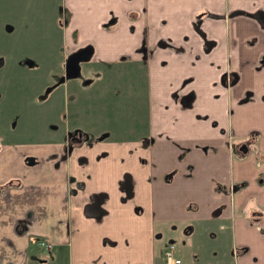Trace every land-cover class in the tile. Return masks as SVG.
<instances>
[{
    "label": "crops",
    "instance_id": "obj_1",
    "mask_svg": "<svg viewBox=\"0 0 264 264\" xmlns=\"http://www.w3.org/2000/svg\"><path fill=\"white\" fill-rule=\"evenodd\" d=\"M63 3L67 53L98 72L119 71L122 55L149 64L148 115L138 135H116L78 124L75 106L49 128L59 138L1 144L0 264H166L168 241L181 264H218L222 242L234 264H264V0ZM193 70L204 74L183 81ZM79 84L73 99L89 93Z\"/></svg>",
    "mask_w": 264,
    "mask_h": 264
},
{
    "label": "rangeland",
    "instance_id": "obj_2",
    "mask_svg": "<svg viewBox=\"0 0 264 264\" xmlns=\"http://www.w3.org/2000/svg\"><path fill=\"white\" fill-rule=\"evenodd\" d=\"M67 16L63 0H0V58L4 60L0 66V146L8 141L41 142L59 138L62 131L49 133V128L61 127L62 114L75 106L82 111L76 122L88 130L104 128V132L110 128L113 134L120 135L131 126L130 134L138 135L140 111L148 110L139 101L147 102V90L142 85L146 65L142 68L125 59L117 66L119 71L109 68L98 72L88 53H67ZM81 61L83 71L75 67ZM193 74L204 72L193 70ZM74 77L78 82L71 79ZM79 81L85 88L89 87L90 94L82 89L81 96L73 99L80 90ZM248 101L246 97L241 102L242 109L254 107ZM101 103L106 106L105 111L99 109ZM145 127L149 129L148 124ZM86 137L87 134L83 138ZM176 223L179 229L181 223ZM226 244L214 246L219 249L218 264H234L235 247L224 254ZM190 252L189 255L195 254L194 250Z\"/></svg>",
    "mask_w": 264,
    "mask_h": 264
},
{
    "label": "flooded vegetation",
    "instance_id": "obj_3",
    "mask_svg": "<svg viewBox=\"0 0 264 264\" xmlns=\"http://www.w3.org/2000/svg\"><path fill=\"white\" fill-rule=\"evenodd\" d=\"M65 12H66V9H65ZM68 12V11H67ZM204 12H206V10H203V11H201L200 13H204ZM68 17H69V14H68V16L66 17V21H68ZM113 20H114V17L113 18H111L110 20H109V22H113ZM111 22V23H112ZM149 56H151V54H150V52L147 50L146 51V54H145V62L146 61H148V59H149ZM121 60L122 61H124L125 59H127V60H131L132 61V57H129V56H127V55H122L121 56ZM262 63H264V58H263V60H262ZM2 64H3V62H2ZM2 64H0V66L2 65ZM144 65H146V68L142 71L143 72V78H144V80H143V84L142 85H144V87H145V89L147 90V93H146V97L148 98V99H150V93H151V69L149 68V64H144ZM144 65H140V66H142V68L144 67ZM130 66V65H129ZM262 67V65H260L259 66V70L260 71H262L263 70V67ZM158 72V74H161L162 76H163V78H165V72H161V73H159V71H157ZM221 75H220V78L222 79V81L224 82V86H226V88L227 89H229V88H231L232 87V85L234 84V82H235V80L237 79V76H236V71H233V70H231V69H224V70H221ZM195 77H197V76H195L193 73H190V74H188L184 79H183V81H187V82H191V81H196L195 80ZM198 78V77H197ZM93 79V78H92ZM96 79H93V81H95ZM164 80V79H163ZM162 80V81H163ZM161 81V82H162ZM263 94V97H264V92L262 93ZM246 97H247V99H248V96L246 95ZM246 97H243L242 99H241V102L243 101V100H245L246 99ZM141 103L144 101L143 99H140L139 100ZM141 109H142V107H141ZM256 132H257V130H252L251 132H250V134L248 135V136H246L244 139H242L243 140V142H242V144H241V147H242V149L244 150V151H247L248 149H249V145H248V143L249 142H256L257 141V135H256ZM77 135H81V137H82V131H78V134ZM76 135V136H77ZM149 135V134H148ZM76 136H74L73 138H77ZM149 137V136H148ZM231 149H233V146L231 145ZM40 242L42 241V242H44V240H39ZM170 245H173L174 246V253H175V255L176 256H178L180 259H181V262L179 263V264H181L182 263V261H183V259H182V257L180 256V254L178 253V249H177V245H176V243L174 242V241H168L167 243H166V246L164 247V249H163V253H164V257H165V260H166V264H167V258H166V256H165V250L170 246ZM49 247H51L50 246V244L47 242V248H49Z\"/></svg>",
    "mask_w": 264,
    "mask_h": 264
},
{
    "label": "built area",
    "instance_id": "obj_4",
    "mask_svg": "<svg viewBox=\"0 0 264 264\" xmlns=\"http://www.w3.org/2000/svg\"><path fill=\"white\" fill-rule=\"evenodd\" d=\"M42 244L47 245V243L44 241ZM165 256L167 258V264H179L181 262V259L175 255L174 253V246L170 245L166 250H165Z\"/></svg>",
    "mask_w": 264,
    "mask_h": 264
},
{
    "label": "water",
    "instance_id": "obj_5",
    "mask_svg": "<svg viewBox=\"0 0 264 264\" xmlns=\"http://www.w3.org/2000/svg\"><path fill=\"white\" fill-rule=\"evenodd\" d=\"M2 62H3V59L0 58V64H2ZM28 160H29V162H34L35 161V157H29Z\"/></svg>",
    "mask_w": 264,
    "mask_h": 264
},
{
    "label": "trees",
    "instance_id": "obj_6",
    "mask_svg": "<svg viewBox=\"0 0 264 264\" xmlns=\"http://www.w3.org/2000/svg\"><path fill=\"white\" fill-rule=\"evenodd\" d=\"M9 184V183H8ZM5 185H7V184H5ZM4 186V185H3ZM3 186H1V187H3Z\"/></svg>",
    "mask_w": 264,
    "mask_h": 264
}]
</instances>
